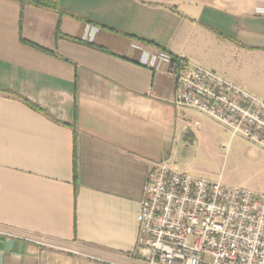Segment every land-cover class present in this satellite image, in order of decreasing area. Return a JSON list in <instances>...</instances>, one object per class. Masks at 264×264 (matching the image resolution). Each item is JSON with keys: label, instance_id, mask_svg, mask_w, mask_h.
<instances>
[{"label": "crops", "instance_id": "1", "mask_svg": "<svg viewBox=\"0 0 264 264\" xmlns=\"http://www.w3.org/2000/svg\"><path fill=\"white\" fill-rule=\"evenodd\" d=\"M59 6L0 0V264H141L144 184L185 119L140 39L264 99V0Z\"/></svg>", "mask_w": 264, "mask_h": 264}, {"label": "built area", "instance_id": "2", "mask_svg": "<svg viewBox=\"0 0 264 264\" xmlns=\"http://www.w3.org/2000/svg\"><path fill=\"white\" fill-rule=\"evenodd\" d=\"M98 33L88 24L80 39L95 44ZM141 62L173 79L176 106L206 113L229 130L231 140L240 136L264 149V99L166 52L143 49ZM137 221L141 264H264V193L162 163L144 184Z\"/></svg>", "mask_w": 264, "mask_h": 264}, {"label": "rangeland", "instance_id": "3", "mask_svg": "<svg viewBox=\"0 0 264 264\" xmlns=\"http://www.w3.org/2000/svg\"><path fill=\"white\" fill-rule=\"evenodd\" d=\"M181 107L185 129L170 164L174 170L224 186L264 192V149L231 134L197 109Z\"/></svg>", "mask_w": 264, "mask_h": 264}, {"label": "trees", "instance_id": "4", "mask_svg": "<svg viewBox=\"0 0 264 264\" xmlns=\"http://www.w3.org/2000/svg\"><path fill=\"white\" fill-rule=\"evenodd\" d=\"M16 1L20 2V4L22 6L32 5V6H35V7L56 10V11H58L60 13V15L63 14V12H62V10H61V8L59 6V0H16ZM60 34H61V32H60V22H59V24L57 26V31H56V37H59ZM140 40L142 42H144L145 44L149 45V46H154V47H156V48H158V49H160L162 51H165V49L163 47H161L159 44L155 43L154 41H150V40H147V39H140ZM23 41L26 42L25 40H23ZM33 46H35V45H33ZM174 59H176V58L174 57ZM29 104L33 105L32 103H29ZM76 113H77V109H76Z\"/></svg>", "mask_w": 264, "mask_h": 264}]
</instances>
